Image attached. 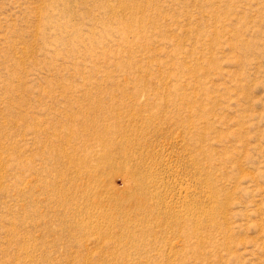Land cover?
Masks as SVG:
<instances>
[{"label": "rangeland", "instance_id": "obj_1", "mask_svg": "<svg viewBox=\"0 0 264 264\" xmlns=\"http://www.w3.org/2000/svg\"><path fill=\"white\" fill-rule=\"evenodd\" d=\"M0 264H264V0H0Z\"/></svg>", "mask_w": 264, "mask_h": 264}]
</instances>
